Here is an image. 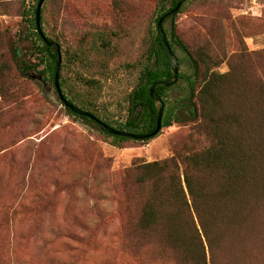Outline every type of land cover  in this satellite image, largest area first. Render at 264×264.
Masks as SVG:
<instances>
[{"label": "rangeland", "instance_id": "1", "mask_svg": "<svg viewBox=\"0 0 264 264\" xmlns=\"http://www.w3.org/2000/svg\"><path fill=\"white\" fill-rule=\"evenodd\" d=\"M158 2L42 4L40 26L60 45L61 76L69 89L92 98L91 110L110 126L127 117L149 32L156 27ZM34 4L0 0V264H173L167 257L160 261L154 248H142L135 257L123 247L120 224L127 211L121 185L126 172L133 174V164L171 155L180 173L183 157L207 145L209 138L196 124H173L147 142H125L118 148L95 124L68 115L52 83L38 73L44 65L23 76L10 52L16 46L27 63L39 61L30 51L40 42L31 36L24 16ZM175 23L189 45L208 39L212 49L232 53V62L244 70L260 74L264 69L259 63L264 62V0H188ZM163 28L168 34L169 19ZM96 31L110 34L107 58L91 55V66L73 63L69 54L79 39ZM226 70V64L218 69ZM247 200L236 216L230 211L240 202L217 205L212 264H264V198ZM179 213L195 235L189 211Z\"/></svg>", "mask_w": 264, "mask_h": 264}, {"label": "trees", "instance_id": "2", "mask_svg": "<svg viewBox=\"0 0 264 264\" xmlns=\"http://www.w3.org/2000/svg\"><path fill=\"white\" fill-rule=\"evenodd\" d=\"M33 1L35 4L24 16L31 28V36L40 42L30 51L38 55L39 61L27 63L19 57L16 46L11 47L10 52L12 58L20 62L18 70L21 75L26 76L43 64L38 73L53 85L56 54L45 48L36 30L38 0ZM175 1L159 0L154 18L156 25L158 19L174 7ZM187 2L184 1L174 15L168 34L163 28L168 19L162 22L169 47L178 61L177 82L169 87L157 86L155 92L164 104L161 128L173 124H196L210 141L200 150L183 157L184 169L180 173L174 155L133 164V174L130 176L126 172L124 186L121 185L127 215L120 224V231L125 233L123 247L133 251L135 257H139L142 248L149 247L157 251L160 261L167 257L173 264H212L211 236L217 224L213 218L218 213L217 205L230 207L229 204L240 202L230 211L236 216L248 205L250 196L252 199L264 198V69L260 74L250 67L244 70L240 64L232 62V53L219 52L216 47L212 49L215 45L211 40L206 39L198 46L185 42L176 32L175 18ZM41 30L43 32L42 27ZM46 37L59 45L58 41ZM109 44L110 34L96 31L90 36H82L69 55L73 63L91 66V55L107 58ZM146 45L137 84L129 95L127 117L122 123L111 126L139 135L148 134L155 127L156 109L150 98L151 86L171 77L167 54L156 27L149 32ZM259 63L264 64L263 61ZM222 64L227 65L225 72L218 71ZM29 76L34 79L33 75ZM252 79L255 88L250 87ZM59 86L71 104L100 120L91 110L92 98L69 89L60 72ZM64 109L68 115L95 124L111 138L110 144L118 148L125 142L144 143L153 138L133 139L110 134L95 119L73 113L67 107ZM102 122L110 126L105 119ZM184 209L191 214L195 235L187 230L188 224L179 213Z\"/></svg>", "mask_w": 264, "mask_h": 264}, {"label": "water", "instance_id": "3", "mask_svg": "<svg viewBox=\"0 0 264 264\" xmlns=\"http://www.w3.org/2000/svg\"><path fill=\"white\" fill-rule=\"evenodd\" d=\"M184 1H186V0H176L174 7L158 19V22L156 25V32H157V35L160 38V40L164 46L165 52L167 54L171 77L169 79H166V80L156 81L151 86L150 98L152 99L154 106H155V109H156L155 127L150 133L144 134V135H139V134L126 133V132L114 129L113 127H111V126L105 124L104 122L96 119L89 112L84 111L82 109H79L77 106H74L63 96L61 89H60V86H59V69H60V63H61L60 46L56 42L47 38L41 30V27H40V10H41V7H42L44 0H38L37 5H36V11H35L36 30H37L39 36L41 37L42 41L44 42L45 48L52 49L56 54L53 87H54L55 92H56L59 100L61 101L62 105L64 107L69 108L73 113H76V114L81 115V116H86V117H89L91 119H95L96 123L98 125H100L107 133H110V134L126 136V137H130L133 139H144V138H151V137L156 136L157 133L161 129V118H162V114H163L164 104H163L161 98L159 97V95L155 92V88L157 86L169 87V86L175 84L177 82V78H178V61H177L176 56L174 55V53L171 51V49L169 47L168 40L166 38V34L162 28V22L165 19H169L170 27L172 28L173 23H174V15L177 13L179 7L182 5V3ZM172 37L173 36L171 33L170 34V40H172Z\"/></svg>", "mask_w": 264, "mask_h": 264}]
</instances>
